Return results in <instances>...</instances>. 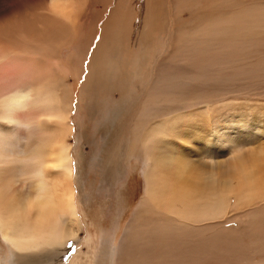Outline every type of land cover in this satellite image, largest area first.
Returning <instances> with one entry per match:
<instances>
[{"label": "bare ground", "instance_id": "obj_1", "mask_svg": "<svg viewBox=\"0 0 264 264\" xmlns=\"http://www.w3.org/2000/svg\"><path fill=\"white\" fill-rule=\"evenodd\" d=\"M96 1L7 0L0 5V236L11 251V264H66L67 242L77 240L83 227L77 181L84 165L69 140L72 112L82 109L89 76L75 103L60 52L72 43L82 63L74 40L88 37L87 27L99 20L93 13ZM203 1L173 0V5L187 11L193 3L202 8ZM224 1L210 0L209 24L200 23L189 36H175L171 60L183 58L186 68L158 71L134 119L125 144L144 164L145 187L119 241L116 264H264V100L241 99V82H236V67L231 68L236 38L227 35L232 23L219 10ZM233 1L230 12L237 8ZM140 2L111 0V52L100 40L95 43L101 72L117 65L116 42L126 34L129 16L135 17L121 8L130 12ZM138 33L137 28L130 32L135 40ZM125 70L121 66V75L114 72L111 82L121 84ZM126 168L111 163L104 182L115 172L118 185L128 176ZM85 243L91 252L83 256L80 251L68 264H110V242L99 255L92 251L90 235Z\"/></svg>", "mask_w": 264, "mask_h": 264}, {"label": "rangeland", "instance_id": "obj_2", "mask_svg": "<svg viewBox=\"0 0 264 264\" xmlns=\"http://www.w3.org/2000/svg\"><path fill=\"white\" fill-rule=\"evenodd\" d=\"M133 1V4L136 5V0ZM137 1L140 2V0ZM152 1L149 2V0H141V4H138V7L135 6V9L130 10V12L125 8H121V10L123 9L122 14H133L135 17L129 16L131 20L129 19L126 23V34H122L119 37V44L116 42V46H119V52H121L119 54L120 59L117 61L118 66L116 65L115 67H111V64L107 65L108 68L104 70V72H101L104 68L99 62L101 58L98 54H96L97 56L95 55L98 50V45L95 43L99 44L101 41V46L104 48L105 46H108L110 48V52L114 44L111 41L112 39H109V35L114 34L111 29L113 26V20L110 19V15L114 12V5L111 3V0H108V3L101 2L100 0H97L96 3H94L96 4L97 9L93 13L99 18V20H95L96 23H93V27L91 26L90 29L87 27V32L89 31L88 37L74 40L78 42V45L82 49L80 53V56L82 55L83 58L82 63H78V55L74 54L71 46L72 43L63 44L64 47L60 52V59L68 73L67 85L69 89V96L72 94L70 98H73V100L75 99V103H77V101L81 98L82 85L86 81V77H90H88V89H86L84 97H82L80 102V104H82V109L80 113H77L76 110H74L71 117L72 125L74 127L73 135L69 140L74 143L72 153H74L75 159L82 157V166L84 165L83 172L77 181L79 191L78 200L80 204L78 209L83 227L77 240L71 239L67 242L66 247L68 252L64 254V258L66 257L64 263L66 264H68V261L70 263V261L80 253V251L84 252L83 256H85V251L87 252V250H89L91 252V249L86 248L87 246L85 243L86 239L89 238V235L93 238L92 246H94V250L92 251H96V254L98 255L101 250L104 251L106 249L108 244L107 242L112 244L113 253L110 254L111 257L109 259V263L116 264V250L119 247V241L121 240L129 221L134 215L136 206L143 197L145 187L143 177L144 164L136 154L130 155L126 149L127 144L125 143L128 141L127 137L130 134V129L134 124L133 122H135L134 119L140 111V107L143 104L148 91L154 84L158 71L168 73L169 71H179L182 67L183 69L186 68V65L184 64L186 61L182 60L183 58H180L181 60L178 59V61L171 60L174 50L173 44L178 41L175 36L180 33H186L189 36L191 33L198 30V25L200 23H205L211 18L209 15V12L211 11L210 0H205L208 2L203 1L204 6L202 8H197L198 6H195L193 3L191 4L192 9L187 11H178L174 9L173 0ZM229 1L230 0H225L221 6L219 5V10L222 11V14L227 15L232 23V25L230 24L229 27H226L227 35L230 34L231 37L236 38V46L234 47V50L236 48V51L231 54L233 57V63H231L233 66H231V68L236 67V82H241L239 89L241 90L240 92L243 97H239H241L242 100L250 97L249 100L259 99L262 101L264 100V97H262V95L264 96V0H232L233 2H236L237 7L236 11L233 12H230L231 8L228 3ZM6 2L7 0H0V5L5 4ZM253 5H255L254 8H252ZM255 7H257V11H252ZM225 8L227 10H225ZM136 10H138L140 14ZM234 12L236 13L233 14ZM254 12H256L257 15ZM147 16L150 19H148ZM82 17L85 19V14H82ZM123 19L124 18H122V20ZM241 20H243V22ZM142 21L143 24H140ZM234 22L238 25L237 28ZM137 23L139 24L138 26ZM206 23L209 24V22ZM147 24L149 25L147 26ZM107 25H109V27H107ZM136 28L139 30L138 40L133 39V35L130 34V32L136 31ZM106 29L107 31L105 32ZM109 29H111L112 32ZM81 31L83 32L86 30L83 28ZM129 34L131 36L128 40ZM254 35L255 37H253ZM83 40L86 41L84 42ZM20 41H22L21 36ZM241 41L244 43V46L247 44L246 47L243 46ZM188 45V40H184L182 43L184 54L188 53L186 49ZM23 47L24 46L22 45L21 48ZM92 56H94V58ZM106 58L107 57L105 56V62L108 60ZM88 59H90V61ZM93 59L96 61H93ZM20 61L23 62L27 60L21 59ZM170 61L171 63H169ZM121 66L126 69L123 73L124 76L121 84H113L110 78L112 79L114 72L117 77L121 75ZM243 85L244 88L242 89ZM88 107L91 109H87ZM89 110L91 114L89 113ZM111 163L114 167L125 166L126 168L129 165V167H127L129 168L127 178L124 181L120 180L118 182L119 184L117 183L118 185L115 184L116 178L113 177L115 172H112L111 180L104 182V176L108 175V168H110ZM119 173L120 176L123 177V172ZM9 250V247L0 236V264H11V251ZM102 256H104V254Z\"/></svg>", "mask_w": 264, "mask_h": 264}]
</instances>
